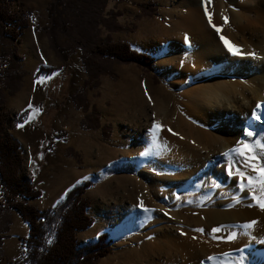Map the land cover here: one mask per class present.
I'll return each mask as SVG.
<instances>
[{
    "label": "rangeland",
    "instance_id": "1",
    "mask_svg": "<svg viewBox=\"0 0 264 264\" xmlns=\"http://www.w3.org/2000/svg\"><path fill=\"white\" fill-rule=\"evenodd\" d=\"M45 1L46 4L41 6V0H17L13 2L12 6L16 12L22 14V16L27 20V24H29L28 26L29 29L30 28L34 29L35 32L39 34L40 31L43 32L47 47L51 49L56 54V56L59 57L60 60H62L60 56L52 48L49 33L45 30L46 27H49L50 25L53 26L52 21L48 14V6L51 4L53 0H45ZM109 1L110 0L107 1L105 9L103 11V17L106 18L104 24L111 26V28L113 27V25L116 27L118 24L122 26V28L109 30L105 25L100 23L98 26L99 36L103 37L102 31L106 29L110 31L108 35L114 41H120L121 38L128 36L134 39L135 38L134 32L136 29L135 23L126 22V25L122 24L119 19L121 15V11L118 8V3L115 2L114 0L110 3ZM158 1H159L158 2L159 5L157 1H153V3L157 4L156 8L155 7L152 8L154 4L150 5V10H155V14L151 15L150 17H154L158 15V17H156L157 19L155 20L156 22L155 36L158 37L156 41L154 40L151 43H149L152 44L153 42H155L153 44L154 52H152L151 49H149L150 47L149 44L147 45H143V44L137 45L135 43L134 44L132 43V45L130 44L134 49H137L138 51H140V48L149 50L150 53L148 54L152 55L156 59L153 66V70H148L146 68H143L140 65H138L136 62L123 63L117 61H109L107 65H109L111 69V73H105V72L100 73L96 79L99 81L97 86L93 88L90 87L88 88V89H97L98 87H100L103 84L102 75H107L104 84L105 86L104 94H106L107 96L105 97L107 100L106 104L112 113V118L110 122L107 123L108 125L106 124L102 127V133L105 138H110L108 139V141L106 140V142L110 143L113 146V148L109 152L108 151L104 152V155L108 158L107 160H109L107 165L106 166L104 165V168L102 169L99 168L100 165H96L93 174L89 173L88 178L83 180V181L90 180L94 183V185L88 188L84 193V197L89 201L88 213L90 214V216L93 217L94 222L86 230L77 233V238L80 243H86L88 241L97 242L101 234L103 233L108 234V240H110L108 246L111 251L108 254H106L104 257H102L100 260H98L97 263L95 264H107V262L108 264H201V261H203L202 258L203 255L200 254L198 256L196 255L194 256L193 253L198 250H199L198 252L200 253L202 249V244L199 242V240H197L198 243L195 244L187 245L188 244L187 242L188 240L191 241L193 237L196 238L201 237L202 232H197L193 230L192 232L194 233H190L187 232V230H190L191 228L193 229L199 228V225L194 226L195 225L194 222H196V220H199V214L201 213V211L211 207H217L218 204H223L222 202L216 203L217 200H221L224 197V196L223 197L219 196V192L223 189V187L216 188L215 189L216 192H215L213 191V183L209 189V192L211 193L210 199L213 201L211 204H207L205 202L209 200V198L205 199L204 201H200L196 197L193 198L196 194L199 197L200 194V191L196 190L195 188H193L192 191H196V192H192V193L187 192L185 194H182L181 196L183 198L180 197L181 200L179 203L176 204L172 203V200L169 197L170 195L169 190H167V188L163 186L161 187V185L158 184L159 180L157 179L156 176L158 174H161L162 172L155 168L156 162H155V157L153 155V151L151 150V148L143 149L140 148V146L138 145L139 144L138 137L141 135V133L142 135L145 136L147 135L146 136L147 138L149 136L148 133H150L149 129L152 128L153 122L155 121L157 122V124H159L158 119L160 116L158 115L162 114V111L160 110L162 104H164L165 107L167 105L170 108V111L178 110L180 109L181 101L183 100L182 93L186 89L187 90L192 89L195 87L197 83L198 84L204 83L205 81L207 82V80L213 79L210 77L200 78V79H196L193 77L189 80H186L185 83L184 82L182 83L181 82L182 78H180L181 75L178 74L177 71H174L173 62L168 61L167 58V56L171 55L172 53H173L172 55L175 54V56L176 55L181 56L184 54L186 59L192 58L190 56L191 53L189 52V50H187V52L185 51L183 52L184 47L183 48H181L182 46L179 47L182 43V41L180 42V38L183 35L182 37L183 40L185 41V36H187L188 38L187 43H189L190 41H193V39H196L197 37L195 36L193 37V34L190 35L188 33H185L186 31L184 29H180V28L176 29L175 27H173L174 26L173 24H174V16L178 14H182V12L185 14L188 11L189 6L193 5L194 0L193 1L192 0H158ZM237 1H240L241 4H243L244 8H256L258 6L264 8V0H252V1L251 0L250 1L249 0H210V3H207L205 7L207 8L208 11L213 12L214 10L211 9L216 8L217 3H219L218 9L220 10L222 9L221 12L223 13L222 17L224 18V27H225L226 25L225 18L227 19V13L230 11L232 12L235 9L239 8V6L237 5L238 4ZM197 2L202 4V0H195L194 5H196ZM163 3L165 5H163ZM99 4L100 3L98 1L96 6H99ZM160 6H161L160 9L161 13L157 11L158 7ZM203 8L204 7H202L201 9L205 10V8L204 9ZM243 11L247 12L246 10ZM73 16H74L73 12H69V16L67 14V18L69 17L68 25L69 27H71V29L66 30L65 25L55 26L54 28V32L56 35L55 37L57 42H59V44L63 46L65 50L69 51V55L71 59L70 63H72V57H73L72 69L77 68L79 69V71L80 70L85 71L82 66V55L84 54L85 48L82 47L81 45L76 44V39L79 37L78 35H79L80 27L76 25L74 26L75 19ZM228 18H230V14ZM230 24H232V26L233 25L235 26V23L233 21L230 22ZM234 26L232 27L233 29H231L232 33L234 34L229 32L230 30L229 28L227 27L225 28L228 31V33L232 34L233 36L236 35L237 37L236 39L238 41L242 42L243 39L242 36L243 37L250 36V30L248 28H246L244 32H242L240 30L238 31ZM165 27H167L166 30H164ZM258 28L260 27L258 26L257 29ZM210 30L212 31L213 29L210 28ZM212 32H214L215 36L216 37L218 36L219 38L220 32L217 33L214 30ZM25 33L28 36L27 29L25 30ZM175 33L177 34L179 33L178 35H179L180 45L177 47L179 49L176 48L177 44L175 45V47H173L174 43L176 42V39L173 38ZM26 34L22 36V42L17 41L15 45L19 49L20 53L23 56H26L28 59L29 56L24 50V45H26L24 42L26 39ZM164 36L166 38L165 40L167 41L166 45L163 43V41H165ZM246 40H250V38ZM184 44L186 45V42H184ZM2 47H4V44L2 43V40L0 38V48H1L0 54L2 51ZM155 47H157V49L161 48L162 50L156 51ZM72 54L73 56H71ZM79 54L81 56H79ZM44 58L46 57L43 55L41 56V58H37L40 66L44 65V63L42 62ZM99 63L102 66H106L105 65L106 62H102L101 59H99ZM80 64H81V68H80ZM119 66L121 67L123 66V70L125 71V74L120 75L118 71H116V67L118 68ZM0 67L5 69L6 67L5 62L1 66V61H0ZM21 71L23 77L25 71L23 69V65L21 66ZM66 72H67V68L62 72L63 78L66 76ZM13 74L15 75L17 74V72L12 71L11 73H8L9 78L8 77L6 78V76L3 74L4 80L3 81L0 80L1 82L0 89L7 90L8 92V88H9V92L11 94L15 93L22 84L21 82L20 86L15 91L13 92L10 91V87H8V83L10 82V76ZM0 76H1V72H0ZM215 77H220V75L219 76L216 75ZM87 78H88V74H87ZM57 80L58 77H50L46 82V87L48 89V94L50 96H54L53 89L56 88L58 82H60ZM2 82H4L5 88L3 87ZM5 82L7 83V85L5 84ZM62 86L64 85L62 84ZM61 94L63 95V97L61 98V102L64 103L68 98V93L64 91L59 95ZM100 94L101 92H96L95 97L100 98L101 97ZM142 94H144L143 98H141ZM54 98L55 97H53V99L46 98L45 103L46 102L48 103V99H50L49 102H55L56 100H54ZM157 98L158 100H156ZM1 99H3L4 101L3 95L0 92V100ZM44 104L41 106L40 109H42ZM231 105L232 104H230V107L232 108V112L227 114L228 115L227 125L232 128L233 125L230 124V120L233 119L235 113L233 112L234 107ZM48 107H50V104L48 105ZM88 107L89 109L85 111L86 114L91 113L93 107L95 108L96 112H98L99 114L98 116L95 115L94 117H92V119H95L94 121H96L97 119L98 126L91 129L94 130L99 129L101 127V119L103 112L99 110L96 105L91 107L90 110L89 99H88ZM4 108H5V101H4ZM88 110L90 111L88 112ZM8 111L10 113V118L12 122L11 125L13 126L19 114L14 113L11 110ZM168 115H171V113H169ZM42 117L44 120L45 118H48L46 112L45 114H43ZM206 119L208 118L206 117ZM46 122L47 120H45V123ZM219 126H220L219 122L216 125L215 124L212 125V127H218V128ZM61 131L63 130H59L57 131V133L55 132L53 133L59 134L61 133ZM131 133L134 134H132L131 136L130 135ZM257 139L258 138L255 137V141ZM149 143H151V141H149ZM258 144H259L258 141L252 143V145H250L251 149L256 151ZM227 149L228 148L224 149L225 151H222L220 153L218 159L226 160L225 155ZM168 152H165L166 155L162 160L164 161L163 162L164 165L162 167L170 171V172H166L167 174H171L175 176V174L177 175L180 172L178 171L179 168L180 170L186 168L184 165L182 168V161L184 157H186L185 155L187 154V152L184 150H180L178 148L176 150L174 149L173 151L171 152L168 151ZM223 152L225 153V155H223L224 154ZM141 153H145L146 156L143 155L144 160L142 161V163H140L139 166H137L138 164L137 162L140 161ZM179 156H181V158ZM251 156L256 157V154L253 153L251 154ZM247 158H248V154H247ZM244 160H246L245 154H243V161ZM231 161L232 160H230V162ZM253 163L256 165V162L250 160V158L248 162L243 163V167L242 168L239 167V169L234 175L235 180L232 182L235 184L238 182H240V184L243 183L245 185L243 189L244 190L243 192H245V194L251 193L253 191V187L251 189H249L248 187L249 181L247 178L250 176L246 174L254 171L253 168L250 166ZM256 171L257 173L255 175H252L251 177L259 176L260 174L259 170ZM238 172H243L244 176L243 177L239 176L237 174ZM200 174H203V176L205 175L203 171H201ZM236 180H238V182H236ZM198 181H199V177L197 179V182ZM222 183L225 186L228 182L223 181ZM254 184L255 181L253 183V186ZM183 185L186 184L184 183ZM136 186L138 189H135ZM235 190L237 197H239V191L237 187ZM134 196L135 197L138 196L141 198L140 200H143L142 201L143 207H140L141 202L138 203L137 201H134L135 199ZM0 200H1L0 201L1 204L5 203V198L1 190H0ZM223 200L224 201L228 200L229 201L228 203H231L228 195H226ZM130 202L135 206L136 209H140V208L142 209L144 207L149 209L150 214L145 220L144 227L142 226L140 227V229L135 228L132 230H127L125 232L114 233L112 230V226L115 220L113 218V212L111 211V208H115V206H120V205L126 206L130 204ZM10 214L11 211L5 210V208H1L0 206V242L2 236L4 235L2 233L6 232L10 225L11 222ZM193 215L195 216V219H192ZM192 224L194 227L192 226ZM177 227H179L178 230H175L174 228ZM150 240L152 242H155L156 244L146 245V243ZM247 241H249V239ZM244 249H247V251L241 250L240 252H236L234 256L229 258L228 263L230 261V263L232 264H240L241 257L243 256L242 264H257V263L264 264V261L259 262L256 260V258L250 256L249 252L251 250H249L248 248H244ZM25 255H26V247L24 245L22 246L21 256L19 259H3L0 262V264H22L24 262ZM261 257L262 259H264V256H260V258ZM212 264H220V262L217 260Z\"/></svg>",
    "mask_w": 264,
    "mask_h": 264
},
{
    "label": "bare ground",
    "instance_id": "2",
    "mask_svg": "<svg viewBox=\"0 0 264 264\" xmlns=\"http://www.w3.org/2000/svg\"><path fill=\"white\" fill-rule=\"evenodd\" d=\"M237 3L239 8L231 12L235 23V26H233L242 32L246 28L250 30V36H242V42L236 39V35H232L234 33L231 29L233 28L226 22L225 27L229 28V32L232 34L228 33L224 27V18L219 21V17L223 13L221 12L222 9L217 10V8L213 12L207 10L211 15L212 24L220 28L219 38L215 36L212 32L215 29L209 25L205 10L201 9L202 7L206 8L207 3H205V0H202V4L198 3V8L189 7L185 14L182 12V14L174 16L173 27L184 29L185 33L197 37L187 43L183 40L182 35L180 45L179 33L174 34L173 38L176 39V42L174 45L172 44L173 47L176 44V48L179 45V47L182 46L181 48L184 47L183 52L189 50L192 57L186 59L184 54L181 56L172 55L173 53L168 55V61L173 62L174 71L181 75L182 83L193 77L196 79L206 77L213 79L204 83H197L192 89H186L182 93L183 100L178 110L170 111L166 104V107L162 104L160 108L162 114L158 115L160 116L158 119L160 127L155 138L152 133H148L147 138V135H142V133L138 137L140 148H151L153 151L156 162L155 168L162 172L156 176L159 180L158 184L169 190L172 203H179L182 194L196 192L192 191L195 188L200 191V194L199 197L196 194L193 198L196 197L200 201L209 198L205 202L211 204L213 201L210 199L209 189L212 183L215 192L216 188L223 187L219 192L220 197L228 195L231 203H228V200L224 201L223 197L216 202H222L223 204H218L217 207L210 206L211 208L201 211L199 220L194 222V226L199 225V228L205 231L202 232L201 237H193L191 241L188 240L187 242V245H189L198 243L197 240H199L202 249L200 253L198 250L193 255H203L204 264H212L217 260L220 264H232L230 261L228 263L229 258L241 250L247 251L244 248L251 250L249 252L250 256L256 258L257 261H264L262 257L260 258V256H264V210L252 199V194L257 196L260 194L259 183L255 182L253 186V191L256 193L252 191L247 194L243 192L244 190H241L238 180H236L238 183H232L235 180V173L239 167H243V163L249 161L251 154H256V170L264 167V148L259 146L264 143V116L260 120L252 118V111L256 109L258 102L261 103V108L257 110L258 114L264 113V8L259 6L244 8L240 1H237ZM258 26L260 28L257 29ZM210 28L213 30L211 31ZM221 36L228 41L229 46L238 47L242 55L231 54L220 39ZM249 38L250 40H246ZM184 42H186V45ZM155 48L156 51L162 50L159 47V49ZM247 53H254L255 56H249ZM216 75H220V77H215ZM143 97L144 94L141 95V98ZM230 104L234 107L233 112L235 113L233 119L230 120V124L233 125L232 128L227 125V114L232 112ZM169 113L171 115H168ZM218 122L220 123L219 128L212 127ZM244 127L249 128L253 132V136H246L243 131ZM132 134L134 133L130 135L132 136ZM255 137L258 138L256 141L259 143L257 150L249 152L244 145H252L256 142ZM177 148L187 152L182 161V168L183 165L186 168L181 170L179 168L178 171L180 172L174 176L166 173L170 171L162 167L164 165L162 160L166 155L165 152H171ZM226 148H228L226 155L223 152L226 160L218 159L220 153L225 151ZM232 149L238 150L232 151ZM242 153L246 156L244 161ZM179 157L181 158V156ZM143 160L144 156L141 155L137 166ZM230 160L232 161L230 162ZM201 171L205 173L204 176L200 174ZM230 172L231 175H229ZM256 173L257 171H252L246 174L252 176ZM198 177L199 181L197 182ZM223 181L228 183L224 186ZM184 183L186 185H183ZM236 187L239 191V197L236 195ZM135 189H138L137 186ZM134 198V201L138 203L143 201L138 196H134ZM111 211L115 220L112 226L114 233L144 227L145 220L150 214V211L145 212L143 208L136 209L131 202L126 206H115V208H111ZM192 219H195L194 215ZM253 220L257 223L252 229L243 227L245 223ZM213 227H220L221 230L218 233L209 235ZM178 228L174 229L178 230ZM193 230L195 229L191 228L187 232L194 233ZM230 232L237 233L236 239L232 241L212 239L213 235L226 237ZM248 239L249 241H247ZM155 244L151 240L146 243V245ZM224 253L228 255H222ZM208 256H215L216 260L208 261L206 259Z\"/></svg>",
    "mask_w": 264,
    "mask_h": 264
},
{
    "label": "trees",
    "instance_id": "3",
    "mask_svg": "<svg viewBox=\"0 0 264 264\" xmlns=\"http://www.w3.org/2000/svg\"><path fill=\"white\" fill-rule=\"evenodd\" d=\"M17 0H0V38L4 47L0 54L1 66L5 62V69L0 67L1 74L6 78L8 73L16 71L17 74L10 76L8 87L10 91H15L21 84L22 71L21 61L23 56L19 53L17 41H20L23 29L27 26V20L22 14L13 9V2ZM99 1V6L97 2ZM108 0H53L48 6V14L53 26L46 27L49 33L51 46L64 62L63 72L71 62L69 51L56 40L54 32L55 26L65 25L66 30L69 27L67 14L73 12L74 26L79 28V37L76 44L85 48L82 55V64L88 74L81 89L71 95L75 107L89 109L86 91L97 86L99 83L97 76L102 73H111L109 61L117 62H136L143 68L153 70L156 59L142 51L134 49L129 43L123 41H114L109 35L99 36V24L105 25L106 18L103 17ZM153 1L138 4L142 12L146 15L155 14V10H150ZM73 10V11H71ZM100 21V22H99ZM107 29H120L118 25L111 28L105 25ZM74 28V27H72ZM106 62V66L99 63ZM56 68L41 66L37 76L42 74H52ZM7 85V83L5 82ZM49 98V97H48ZM46 102L41 109L43 114L49 115L53 110L60 108L59 101ZM50 104V107L48 105ZM98 116L95 108L92 112L86 114L82 126L84 129H91L98 126ZM27 116V112L21 113L15 123L22 122ZM11 118L8 110L4 108L3 99L0 100V190L2 191L7 209L16 210L20 216L30 226V234L24 238L26 255L22 264H95L98 260L108 254L111 250L108 246V234L103 233L99 236L97 242L88 241L80 243L77 233L89 228L94 219L88 213L89 201L84 197V193L94 183L90 180L83 181L70 189L65 198L53 207L43 210L36 208L30 203V200L41 195L39 190L33 186L32 178L23 169V154L20 144L9 132L11 127ZM106 134V133H105ZM104 134V135H105ZM66 135L63 130L59 134L47 131L48 142L45 150L52 148L56 138ZM1 205V202H0ZM50 239V240H49ZM107 242V243H106Z\"/></svg>",
    "mask_w": 264,
    "mask_h": 264
},
{
    "label": "crops",
    "instance_id": "4",
    "mask_svg": "<svg viewBox=\"0 0 264 264\" xmlns=\"http://www.w3.org/2000/svg\"><path fill=\"white\" fill-rule=\"evenodd\" d=\"M113 0H110L112 2ZM118 3V8L121 11L120 22L126 25V22H134L136 25L135 38L123 37L120 41L128 42L132 45H147L152 41H156V22L158 15L150 17L144 15L142 9L138 6L140 3L147 2L149 0H114ZM157 1L158 0H152ZM193 1V0H192ZM210 3V2H209ZM46 1L41 0V6L45 5ZM195 0L191 8H198ZM156 3L154 6L156 8ZM159 5V3H158ZM163 5H165L163 3ZM222 5V4H221ZM219 3H217L218 10ZM195 8V9H196ZM212 8L211 10H216ZM161 6L158 7V12ZM166 9V8H165ZM197 10V9H196ZM236 10V9H235ZM234 10V11H235ZM230 14V18H228ZM223 15L219 17V21L223 20ZM229 19V20H228ZM227 22L233 27L230 22L233 21V15L231 11L227 13ZM29 24L24 28L21 34L20 42H22V36L25 30H28V36L26 34L24 50L28 54L29 58L23 56L22 65L24 75L21 79V86L13 94L7 90L0 89L5 101V108L11 110L14 113L21 114L27 112L26 118L19 123H15L9 128V132L17 139L20 144V148L23 154V169L32 178L33 186L36 190L41 192V195L35 199L30 200V203L36 208L43 210L49 207H53L61 202L67 192L75 185L81 183L84 177L88 178V174L94 172L96 165H100L99 168H104L109 160L104 155V152H109L113 146L106 142L110 138H105L102 133V127L110 122L112 113L106 104L105 93V81L107 75H102V85L97 89H87V97L90 101L91 107L96 105L102 113L101 127L99 129H84L82 127V120L86 115L83 108H77L71 98V95L78 92L83 86L87 74L85 71L79 69H72V63L67 67L66 76L63 78V74L60 71L64 67V63L56 54L47 47L45 42V36L42 31L36 33L34 29L28 28ZM167 27L164 28L166 30ZM110 31L104 29L102 36L105 37ZM156 38V39H155ZM164 36V40H165ZM118 40V39H116ZM134 40V41H132ZM149 44L152 52H154L153 44ZM166 45L167 41H163ZM1 49V48H0ZM19 50V49H18ZM140 51L150 53L149 50L140 48ZM45 56L42 60L44 67L56 68L54 71L56 75L42 74L37 76V72L40 69V65L37 58ZM73 56V54L71 55ZM79 56H81L79 54ZM79 66V65H78ZM83 66V64H82ZM81 68V64H80ZM116 71L121 74H125L123 66L116 67ZM47 77L43 83H37L39 77ZM50 77H58V85L53 89L54 96L48 94L46 82ZM0 80L3 81V75L1 74ZM67 78V79H66ZM1 83V82H0ZM4 87V82H2ZM62 84L64 86H62ZM63 87V88H62ZM5 88V87H4ZM64 89V90H63ZM66 91L68 98L64 103L61 102L63 95L60 93ZM96 92H101V97L96 98ZM54 98L56 101H60V108L53 110L48 118L40 119L41 106L45 103L46 98ZM53 100V101H54ZM31 104L34 108H39V113L33 114L28 105ZM88 110V112L90 111ZM33 115L31 120H28V116ZM17 119V118H16ZM28 120L27 123L25 121ZM18 124L23 127H17ZM108 125V124H107ZM64 130L66 135L61 138H56L53 146L49 150H45V146L48 142L47 131L55 132ZM105 163V164H104ZM126 165V162H125ZM77 181H80L77 183ZM1 201V200H0ZM3 205V206H2ZM0 206L4 207V204ZM5 210L11 211L10 225L1 238L0 242V262L3 259H19L21 256L22 246H24V238H27L30 234V226L24 221L20 214L14 209ZM6 263V262H3Z\"/></svg>",
    "mask_w": 264,
    "mask_h": 264
},
{
    "label": "snow or ice",
    "instance_id": "5",
    "mask_svg": "<svg viewBox=\"0 0 264 264\" xmlns=\"http://www.w3.org/2000/svg\"><path fill=\"white\" fill-rule=\"evenodd\" d=\"M209 2H210V0H205V3H209ZM205 15L208 16L209 25L211 27H213L217 33H219L220 32V28L217 27L216 25L212 24L211 15H210V13H208L207 8H205ZM225 22H227L226 18H225ZM220 39L224 42L225 47L227 48V50L231 54H233V55H242V53L240 52L239 48L238 47H235V46H229L228 41L223 36H221ZM187 40H188V38H187V36H185V41L187 42ZM247 55L253 56V57L255 56L254 53H247ZM52 75L54 76V75H56V73L53 72ZM46 79H47V77L41 76V77L38 78V80L36 82L37 83H43ZM28 107H29V109L32 110V113L33 114L39 113V111H40L39 108H34L31 104H29ZM260 108H261V103L258 102L257 105H256V109H254L252 111V118L253 119L260 120L262 118V116H264V113L258 114L257 110L260 109ZM32 118H33V115H29L28 116V120H31ZM28 120H26L25 123H27ZM17 127H23V125L18 124ZM159 127H160V125H158L157 122L154 121L153 122V125H152V128L149 129V132L152 133V135H153L154 138H155V136H156V134L158 132ZM169 131H171V130L169 129ZM243 131H244V134L246 136H249V137L253 136V132L250 131L249 128H245ZM259 146L261 148H264V143H261ZM244 147L246 149H248L249 152L252 151V149H251V147L249 145L245 144ZM237 150L238 149H232V151H237ZM141 155H145V153H141ZM250 160L255 161L256 160V157L255 156H250ZM250 166L253 168L254 171H256V167L257 166L254 163L251 164ZM259 173L260 174H259L258 177H251L250 176V177L247 178L248 181H249L248 187H249V189H251L253 187L254 181L259 183V192H260V194H259V196L255 195V194H252V199H253V201H255L257 203V205L262 210H264V167H260L259 168ZM237 174L239 176H241V177L244 176V173L243 172H238ZM229 175H231V172L229 173ZM84 179H87V177H84ZM79 182L80 181H77V183H79ZM240 187H241V190H243V188L245 187V185L243 183H241L240 184ZM140 207H143L142 202L140 204ZM249 207H251V205H249ZM143 210L145 212L149 211V209H147V208H143ZM256 223L257 222L255 220L249 221V222L245 223L243 225V227L245 229H252ZM220 230H221L220 227H213L210 230L209 235L218 233ZM195 231H197V232H204L205 230L202 229V228H197V229H195ZM236 237H237V233L236 232H230L226 237H218V236L213 235V238L214 239H226L228 241H232V240L236 239ZM222 255L227 256L228 254L227 253H224ZM206 259L208 261H215L216 260V257L215 256H208ZM242 261H243V257H241L240 264H242ZM201 264H204V261H201Z\"/></svg>",
    "mask_w": 264,
    "mask_h": 264
}]
</instances>
